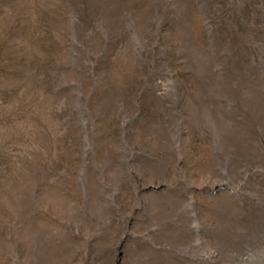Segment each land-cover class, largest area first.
Segmentation results:
<instances>
[{
  "label": "rangeland",
  "instance_id": "374dc122",
  "mask_svg": "<svg viewBox=\"0 0 264 264\" xmlns=\"http://www.w3.org/2000/svg\"><path fill=\"white\" fill-rule=\"evenodd\" d=\"M0 264H264V0H0Z\"/></svg>",
  "mask_w": 264,
  "mask_h": 264
}]
</instances>
